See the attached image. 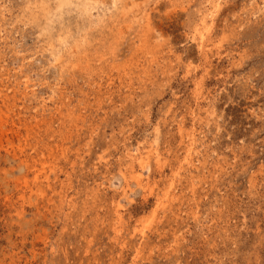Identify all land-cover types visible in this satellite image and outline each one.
I'll return each mask as SVG.
<instances>
[{
  "label": "rangeland",
  "instance_id": "rangeland-1",
  "mask_svg": "<svg viewBox=\"0 0 264 264\" xmlns=\"http://www.w3.org/2000/svg\"><path fill=\"white\" fill-rule=\"evenodd\" d=\"M0 264H264V0H0Z\"/></svg>",
  "mask_w": 264,
  "mask_h": 264
},
{
  "label": "bare ground",
  "instance_id": "bare-ground-1",
  "mask_svg": "<svg viewBox=\"0 0 264 264\" xmlns=\"http://www.w3.org/2000/svg\"><path fill=\"white\" fill-rule=\"evenodd\" d=\"M84 4H85V3H84ZM82 8H83V7H82ZM140 179H141V178H140ZM140 179H139V177H138V176L135 178V180H136V182H137V183H139V182H140ZM135 180H134V181H135ZM141 182H142V181H141ZM141 182H140V183H141Z\"/></svg>",
  "mask_w": 264,
  "mask_h": 264
}]
</instances>
